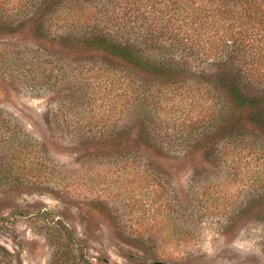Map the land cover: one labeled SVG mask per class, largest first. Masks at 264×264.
I'll return each mask as SVG.
<instances>
[{
  "label": "rangeland",
  "instance_id": "obj_1",
  "mask_svg": "<svg viewBox=\"0 0 264 264\" xmlns=\"http://www.w3.org/2000/svg\"><path fill=\"white\" fill-rule=\"evenodd\" d=\"M118 1L122 22L152 15ZM35 10L0 0V245L12 254L0 262L264 264V160L241 150L229 157L240 162L233 168L219 152L235 135L264 145V112L254 120L226 102L225 114L213 113L214 101L229 99L218 65H205L203 87L190 70L166 86L61 41L69 26L48 28L44 9ZM131 24L140 29V20ZM140 30L119 39L147 36ZM235 59L223 70L237 71ZM140 85L164 92L149 116L130 105ZM86 102L90 129L76 122ZM105 120L116 126L113 146L102 137Z\"/></svg>",
  "mask_w": 264,
  "mask_h": 264
},
{
  "label": "trees",
  "instance_id": "obj_2",
  "mask_svg": "<svg viewBox=\"0 0 264 264\" xmlns=\"http://www.w3.org/2000/svg\"><path fill=\"white\" fill-rule=\"evenodd\" d=\"M125 1V4L136 5L139 11L142 7H149L152 12L150 19L145 14L139 13L137 17L140 18L137 20L120 21L115 9H112L117 6L118 0H69L62 5H59L61 0H24V6L36 7V10L30 13H38L40 9H44V15H46L44 21L48 28L60 23L69 26L72 34L57 37L61 41H72L81 45L91 54V57L103 55L104 59L115 58L119 62L122 61L123 65L160 76L164 79L166 86L174 85L173 77L178 78L185 71L190 70L197 76L198 86L203 87L205 85L203 78H206V69H208L205 65H208V62L211 66L218 65L221 71H218V75L216 73L218 78L216 84L228 93L229 99L225 101L218 98L216 103L214 101L213 106L217 105L218 109L213 113L225 114L229 103L233 108L248 109L253 119L260 121L264 112V108H261L264 105V85L260 88L262 86L260 84L264 82V0ZM94 3H101V7L86 6ZM83 17L85 19L81 20ZM29 19L35 20L32 14ZM148 19L150 22L147 23ZM139 20V28L146 32L147 36L119 39L123 29L127 33H140L141 30L135 29V26L131 24ZM142 21L145 27L148 26L146 31ZM147 42L150 47L159 49L186 50L190 52L187 55H193V60L190 62L184 55L174 58L155 53L146 46H142ZM234 58L238 63L240 62L239 69L234 71L235 68L232 67L223 70L222 66L226 65L227 61L232 63L231 59ZM109 67L112 68H107L106 72L111 73L110 69H113V65ZM135 91L130 105L135 106L136 111L144 112L145 116L153 114L159 105L160 96L164 94L162 89L155 90L149 86L140 85V88ZM209 91L211 89L206 88L205 92L209 94ZM86 103L87 113L79 112L82 118L75 121L79 127L84 126L90 129L91 126L85 119L92 113L93 105ZM92 119L93 117L90 122ZM102 127H104L103 133L107 135L102 137L113 146L116 126L105 120ZM118 135L120 136L119 133ZM230 142L229 147L224 145L219 152L224 161H230L233 164V168L240 162L235 160L233 162V159L230 160L229 157L239 155L241 150L250 153L255 159L264 160V145L237 135L233 136ZM118 143L114 147H118L120 145ZM256 177L260 179L258 174ZM11 255V252L0 245V256L6 258ZM0 264H10V262H0ZM61 264L72 263L69 262L68 257Z\"/></svg>",
  "mask_w": 264,
  "mask_h": 264
},
{
  "label": "water",
  "instance_id": "obj_3",
  "mask_svg": "<svg viewBox=\"0 0 264 264\" xmlns=\"http://www.w3.org/2000/svg\"><path fill=\"white\" fill-rule=\"evenodd\" d=\"M156 264H163L162 262H156Z\"/></svg>",
  "mask_w": 264,
  "mask_h": 264
}]
</instances>
